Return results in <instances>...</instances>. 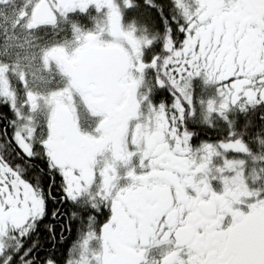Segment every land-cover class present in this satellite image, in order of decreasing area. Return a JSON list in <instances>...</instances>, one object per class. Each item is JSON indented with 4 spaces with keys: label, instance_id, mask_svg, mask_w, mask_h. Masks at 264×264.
<instances>
[{
    "label": "snow or ice",
    "instance_id": "6c2138e0",
    "mask_svg": "<svg viewBox=\"0 0 264 264\" xmlns=\"http://www.w3.org/2000/svg\"><path fill=\"white\" fill-rule=\"evenodd\" d=\"M0 105V264H264V0H0Z\"/></svg>",
    "mask_w": 264,
    "mask_h": 264
},
{
    "label": "trees",
    "instance_id": "16d2710c",
    "mask_svg": "<svg viewBox=\"0 0 264 264\" xmlns=\"http://www.w3.org/2000/svg\"><path fill=\"white\" fill-rule=\"evenodd\" d=\"M207 135H208L209 137H211V136L214 135V133L209 132V133H207ZM64 253H65V249H64V248H60V249H58V251H57V254H58V255H63ZM41 254H43V253H41Z\"/></svg>",
    "mask_w": 264,
    "mask_h": 264
},
{
    "label": "flooded vegetation",
    "instance_id": "af4514ba",
    "mask_svg": "<svg viewBox=\"0 0 264 264\" xmlns=\"http://www.w3.org/2000/svg\"><path fill=\"white\" fill-rule=\"evenodd\" d=\"M9 110L4 107L3 105H0V114L7 113Z\"/></svg>",
    "mask_w": 264,
    "mask_h": 264
}]
</instances>
